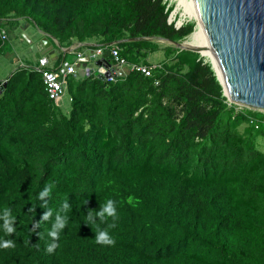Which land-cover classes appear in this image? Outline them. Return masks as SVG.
I'll return each instance as SVG.
<instances>
[{"label":"trees","instance_id":"1","mask_svg":"<svg viewBox=\"0 0 264 264\" xmlns=\"http://www.w3.org/2000/svg\"><path fill=\"white\" fill-rule=\"evenodd\" d=\"M168 4L0 0V55L7 24L27 20L61 46L96 39L104 57L115 44L129 62L152 64L156 38L194 32L168 23ZM164 50L152 76L71 75L67 114L35 66L12 71L0 94V243L15 246L0 247V264H264V112L230 103L199 52ZM46 185L52 217L42 221ZM109 199L118 218L86 224ZM5 209L15 218L10 236ZM57 212L68 222L53 241ZM98 230L114 245L97 243Z\"/></svg>","mask_w":264,"mask_h":264},{"label":"water","instance_id":"2","mask_svg":"<svg viewBox=\"0 0 264 264\" xmlns=\"http://www.w3.org/2000/svg\"><path fill=\"white\" fill-rule=\"evenodd\" d=\"M196 3L222 75L217 79L223 90L228 91V95L223 91L224 95L232 102L264 110V0H196ZM167 41L179 49L202 55L199 46L185 44L186 41ZM45 46L43 54L49 55L52 48ZM97 64L99 68L90 67L86 74L106 80L110 74L107 72L110 63L100 58ZM119 74L125 75L123 71ZM7 81H0V94Z\"/></svg>","mask_w":264,"mask_h":264},{"label":"crops","instance_id":"3","mask_svg":"<svg viewBox=\"0 0 264 264\" xmlns=\"http://www.w3.org/2000/svg\"><path fill=\"white\" fill-rule=\"evenodd\" d=\"M17 28L21 29L20 35L22 38L28 37L23 43L24 47H22L25 49V52H23L25 57L20 59L19 65H36L41 56H47L49 58L50 67H59L64 64H76V74L84 76L86 68H99L97 61L100 58H104L103 55L94 56L95 49L99 47V42L96 39L84 42L73 39L69 46H61L57 39L39 30L27 20H21ZM30 28H33V30L29 31ZM45 44L52 48L49 55L43 54L46 50ZM79 53L84 56L79 58ZM93 59H95V61H92ZM67 60L69 61L68 63L66 62ZM19 65L13 67L12 71ZM12 71L8 76L0 78V81L6 80L12 74Z\"/></svg>","mask_w":264,"mask_h":264},{"label":"built area","instance_id":"4","mask_svg":"<svg viewBox=\"0 0 264 264\" xmlns=\"http://www.w3.org/2000/svg\"><path fill=\"white\" fill-rule=\"evenodd\" d=\"M170 5V4H168ZM172 13L169 15L168 23L174 24V26L179 29L184 25L178 24L176 18L171 17ZM3 37H7V30L3 28L2 30ZM109 49V57H104L107 62L110 63L108 66L107 72L110 74L107 76L108 80L115 81L117 77L121 76L120 71H123L125 75L130 70H136L142 72L145 76H152L153 72L158 64H145V63H131L122 55V48L118 45L112 44L107 47ZM102 46L98 47L94 51V56L103 55L104 50ZM84 55L79 53L78 57L82 58ZM94 57V58H95ZM35 66L38 70L41 71L43 75L44 84L48 92L49 97L58 101L62 95L65 93L66 88L68 87V80L71 75L76 74V64H64L59 67H50L49 58L47 56H41L38 59V62ZM88 72V68L85 69V74ZM87 75V74H86Z\"/></svg>","mask_w":264,"mask_h":264},{"label":"rangeland","instance_id":"5","mask_svg":"<svg viewBox=\"0 0 264 264\" xmlns=\"http://www.w3.org/2000/svg\"><path fill=\"white\" fill-rule=\"evenodd\" d=\"M168 2L171 6V13H174L176 10L178 2L176 0H168ZM181 14H182V10L179 11L178 14L176 15L177 21L180 20ZM173 16H175V15L173 14ZM184 22H185L184 24H193L194 29H196V26H197L196 20L188 19V20H185ZM180 23H183V22L180 21ZM7 29L9 30V33H10V41L7 43L5 49L3 50L2 54L0 55V78L8 76L11 73L13 67H15L16 65H19L20 59L22 57H25L23 54V52H25L24 51L25 49H23L22 47H24L23 43L25 42V40H27V38H24V37L22 38L20 35L21 29L16 28L15 25H13L11 23L7 24ZM32 30H33V28L29 29V31H32ZM191 39H192V34L187 36L185 39H183L181 41H189ZM155 40L158 41V43L160 44V46L162 48H160L156 51L150 52L148 54V56H146L147 60L152 64H157L161 61L166 60L168 54H166V51L164 50L165 46L171 45V46H174L176 48V45L170 41L162 40V39H158V38H156ZM202 56H203L205 62L210 63L211 59L207 54H203ZM66 62L68 63L69 61L67 60ZM215 74L217 76L216 72H215ZM70 98H71V96L68 92V88H66L65 93L62 95V97L58 101H55V103L59 107H61L63 112L66 114L71 109V99ZM227 99H228V97H227ZM228 101L230 103L235 104L239 109H242L243 107L250 108L244 104L232 102L229 99H228ZM250 109H253V108H250ZM253 110H259V111L264 112V110L255 109V108ZM261 148L264 150V140H262V142H261Z\"/></svg>","mask_w":264,"mask_h":264},{"label":"clouds","instance_id":"6","mask_svg":"<svg viewBox=\"0 0 264 264\" xmlns=\"http://www.w3.org/2000/svg\"><path fill=\"white\" fill-rule=\"evenodd\" d=\"M52 191L51 185H46L44 189L39 193V199L43 201L41 204V207L46 209L43 216L41 217L42 221H47L52 217V209L48 208V200L45 199V197H50ZM71 208V205L67 201H65L62 205L61 211H65ZM93 216H96L99 218V221L101 223L106 222L107 218L111 217L113 220L117 219V210L115 206V201L109 199L105 204L99 206V210L95 212V215H93V212L87 213V221L86 224L91 226L92 224H95L96 221L93 220ZM2 219L4 221L3 227L7 235H11L16 231L14 227L15 218L11 216V210L5 209ZM68 222V217L65 215H61L60 212H57L55 216V221L52 225V229L49 231L48 235L52 238L53 241L57 240L59 238V233L62 231ZM111 227H115V224L113 223L110 225ZM36 227H39V223L34 225V229ZM95 240L97 243L102 245H114L115 241L110 237L109 233L106 230H98L95 235ZM14 242L12 240H4L2 243H0V247L3 248H10L14 247ZM58 245L53 242L47 246V252L52 253L55 248Z\"/></svg>","mask_w":264,"mask_h":264},{"label":"bare ground","instance_id":"7","mask_svg":"<svg viewBox=\"0 0 264 264\" xmlns=\"http://www.w3.org/2000/svg\"><path fill=\"white\" fill-rule=\"evenodd\" d=\"M178 2L176 10L174 13H172L171 17L176 18V15L179 11L182 10V14L180 17V20L177 21L178 24H182L181 22H184L188 19H194L197 21L196 29H194V32L192 33V39L189 41H186L185 44L188 45H196L201 47V53L207 54L210 57V63L212 62V66L214 68V71L217 73V77L222 78V75L220 73L219 67L215 61V58L213 56V52L211 50V47L208 42V38L204 29V26L202 24V21L200 19L198 6L196 3V0H176ZM173 14L175 16H173ZM225 93L228 95V91L225 89Z\"/></svg>","mask_w":264,"mask_h":264}]
</instances>
